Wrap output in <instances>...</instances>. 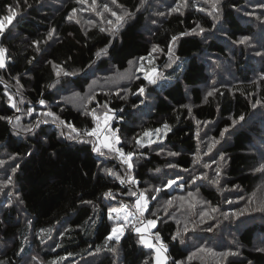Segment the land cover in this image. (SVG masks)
Segmentation results:
<instances>
[{
	"label": "trees",
	"instance_id": "trees-1",
	"mask_svg": "<svg viewBox=\"0 0 264 264\" xmlns=\"http://www.w3.org/2000/svg\"><path fill=\"white\" fill-rule=\"evenodd\" d=\"M5 16L0 264H155L148 220L165 264H264V0H0ZM122 206L134 221L107 240Z\"/></svg>",
	"mask_w": 264,
	"mask_h": 264
},
{
	"label": "snow or ice",
	"instance_id": "snow-or-ice-1",
	"mask_svg": "<svg viewBox=\"0 0 264 264\" xmlns=\"http://www.w3.org/2000/svg\"><path fill=\"white\" fill-rule=\"evenodd\" d=\"M78 2L84 3L85 0H78ZM113 2L115 3V0H113ZM211 2H212L213 10H215L216 3H218V0H211ZM92 3L95 4V0H92ZM176 10L177 9H173V11H176ZM201 10H203V9H201ZM73 15H74V13H73ZM112 15L115 16L116 13H112ZM126 15H128V14L126 13ZM209 15H211V13H209ZM69 19H72V16H70ZM123 19H124L123 16H117V20L118 21H122ZM10 20H11V16H5L3 20H0V35L3 34L4 28L6 27V24L8 22H10ZM109 23H111V21H109ZM200 31L203 32V28H201ZM49 38H51V33L49 34ZM173 39H175V38H173ZM245 40H246V38L245 39H241L239 42L240 43H244ZM153 50L155 51L156 49L154 48ZM4 51H5L4 49L0 48V68L4 67V62H3ZM257 54L259 55L260 53H257ZM57 75H59V70L57 71ZM146 78H148V77H146ZM149 82L154 83V80L150 79ZM140 91L143 92V89H140ZM208 95H212V93H209ZM41 103H43V101H41ZM46 115H51V113H47ZM2 118L3 117H0V119H2ZM108 119H110V118L106 116L105 117V122H107ZM240 119H243V117H241ZM167 127H168L167 125H164V128H167ZM157 131H160V129H157ZM91 135H97V131L94 130L91 133ZM112 135H113V137H115V133L114 132H113ZM145 135H148V133H145ZM117 142H118V139H117ZM103 143H104L105 147H107L109 149L112 148V144L108 141L107 137L105 138ZM94 150L95 151H99V148H96ZM121 155H124V154L121 152ZM130 155L131 154H128L129 158H130ZM2 163H3V161H0V164H2ZM129 167H131V165H129ZM171 183H173V181H170L169 185H171ZM108 195H110V193ZM142 200H143V198H141L140 200L137 201V210H138V212H139V214L141 216L143 215V212H144V210L146 208V204L142 203ZM112 211L119 213L120 210L113 209ZM127 215H130V214H126V216ZM120 218L121 217L118 214L117 219H120ZM141 223H143V221H141ZM155 224H156V222L154 220H148L147 221V225H145V228H136L135 230L137 232H143V231L147 230L150 227H155ZM112 233L116 234L115 235V239H116L117 242L119 241L120 236L123 235L122 230L120 228H118V227H114L112 229ZM106 239L107 240H112L113 239V235H109ZM173 239H175V237H173ZM156 240L157 241L160 240V237H159L158 233L156 234ZM141 243H143L148 248H154L155 249V252H156V264H164V261L167 259V257L165 256V253L167 252V248H166V246L163 243H160L159 246L157 247L150 240H146L143 237L141 238ZM261 250L264 251V249H261Z\"/></svg>",
	"mask_w": 264,
	"mask_h": 264
},
{
	"label": "rangeland",
	"instance_id": "rangeland-1",
	"mask_svg": "<svg viewBox=\"0 0 264 264\" xmlns=\"http://www.w3.org/2000/svg\"><path fill=\"white\" fill-rule=\"evenodd\" d=\"M3 62H4V60H3ZM153 73H151L150 74V76L152 75ZM108 124V123H107ZM105 130L106 129H104L102 132V134L101 135H99V139H100V141H101V139H102V141L104 142V140H105V138L107 137L108 138V141L112 144V147H115L116 148V144H115V139H114V137L112 136V134H110V133H105ZM182 185L181 184H179V185H177V181H173V183H171V185H169V183H168V185H167V188H169L170 190H174V189H179V187H181ZM143 198V200H142V203H144L145 204V202L147 201L146 200V198L145 197H142ZM115 209H117V210H120L119 211V213H117V212H114V211H110V217L112 218V220L114 221V224H113V228L114 227H118V228H120L121 230H122V232H123V235H124V233H125V228L126 227H128L129 225H130V221H131V219H132V221H134V214L133 213H131V212H129L128 211V209L126 208V207H118V208H115ZM123 211H125V212H123ZM130 214V215H127L126 216V214ZM118 214H119V216L121 217L120 219H117V216H118ZM130 220V221H129ZM145 225H147V223H146V221H144L143 223H140L139 225H137L136 227H135V229L136 228H144L145 227ZM136 231V230H135ZM137 232V231H136ZM138 233H140V238H144V239H146V240H150L155 246H159V244L161 243L160 241H157L156 240V237L152 234H149V232L148 231H143V232H138ZM111 235H113V237L115 238V235L116 234H113L112 232H111ZM123 235H121L120 236V238L123 236ZM154 251H155V249H154ZM210 252V251H209ZM208 252V253H209ZM207 253V254H208ZM155 255H156V252H155ZM156 259V258H155ZM165 262H166V260L164 261V264H165ZM155 264H156V260H155Z\"/></svg>",
	"mask_w": 264,
	"mask_h": 264
},
{
	"label": "crops",
	"instance_id": "crops-1",
	"mask_svg": "<svg viewBox=\"0 0 264 264\" xmlns=\"http://www.w3.org/2000/svg\"><path fill=\"white\" fill-rule=\"evenodd\" d=\"M123 212H125V211H123ZM129 214V213H128ZM145 228V227H144ZM151 229H152V227H150V228H148L147 230H145V231H148L149 232V234H150V232H151ZM165 256L167 257V254L165 253ZM168 260V257H167V259H166V261Z\"/></svg>",
	"mask_w": 264,
	"mask_h": 264
},
{
	"label": "built area",
	"instance_id": "built-area-1",
	"mask_svg": "<svg viewBox=\"0 0 264 264\" xmlns=\"http://www.w3.org/2000/svg\"><path fill=\"white\" fill-rule=\"evenodd\" d=\"M145 204H146V208H148V207H149V202L146 201ZM146 208H145V209H146ZM159 237H160V240H159V241L161 242V236H159Z\"/></svg>",
	"mask_w": 264,
	"mask_h": 264
}]
</instances>
